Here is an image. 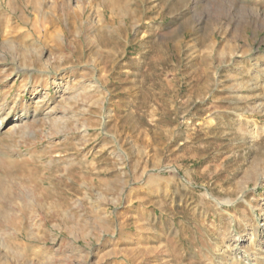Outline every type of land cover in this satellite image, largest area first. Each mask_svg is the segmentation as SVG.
Wrapping results in <instances>:
<instances>
[{
	"label": "rangeland",
	"instance_id": "1",
	"mask_svg": "<svg viewBox=\"0 0 264 264\" xmlns=\"http://www.w3.org/2000/svg\"><path fill=\"white\" fill-rule=\"evenodd\" d=\"M0 8V264H264V0Z\"/></svg>",
	"mask_w": 264,
	"mask_h": 264
},
{
	"label": "bare ground",
	"instance_id": "2",
	"mask_svg": "<svg viewBox=\"0 0 264 264\" xmlns=\"http://www.w3.org/2000/svg\"><path fill=\"white\" fill-rule=\"evenodd\" d=\"M1 9V8H0ZM3 11V10H2ZM2 26V25H1Z\"/></svg>",
	"mask_w": 264,
	"mask_h": 264
}]
</instances>
